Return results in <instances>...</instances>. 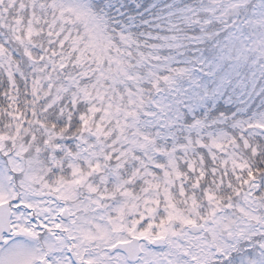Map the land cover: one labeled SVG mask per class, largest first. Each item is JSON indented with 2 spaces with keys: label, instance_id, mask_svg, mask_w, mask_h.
<instances>
[{
  "label": "snow or ice",
  "instance_id": "snow-or-ice-1",
  "mask_svg": "<svg viewBox=\"0 0 264 264\" xmlns=\"http://www.w3.org/2000/svg\"><path fill=\"white\" fill-rule=\"evenodd\" d=\"M0 264H264V0H0Z\"/></svg>",
  "mask_w": 264,
  "mask_h": 264
}]
</instances>
